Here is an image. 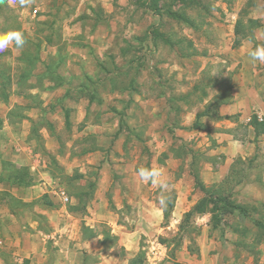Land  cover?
<instances>
[{
    "label": "crops",
    "instance_id": "0c3cea01",
    "mask_svg": "<svg viewBox=\"0 0 264 264\" xmlns=\"http://www.w3.org/2000/svg\"><path fill=\"white\" fill-rule=\"evenodd\" d=\"M56 1V7L51 5L36 20L20 18L27 40L20 53L12 46L10 56L0 52V66L9 62L5 65L7 74L0 72V264H70L72 257L79 256L80 264H119L115 245H106L104 233L94 230L97 224L104 225L116 248L131 259L126 264H134L140 254L150 261L161 260L167 248L152 238V232L175 229L181 215L202 197L195 178L203 187L219 185L235 176L237 162L254 156L261 169H254L257 173L250 175L254 179L249 184L236 186L235 197L240 201L235 204H245L243 201L251 198L256 203L264 201V165L259 163L264 162V61L248 58L250 49L264 45V16L258 17L255 30L241 27L236 33L240 17L227 15L230 24L219 30L214 27L213 47L206 53L198 48L193 35L186 37L184 28L160 23L162 19L178 22L182 14L178 10L155 14L139 9V0ZM61 3L65 11L59 10ZM135 9L145 12L144 16ZM97 10L99 15H95ZM35 13L34 9L32 18ZM81 17L88 18L87 24ZM110 18L112 22L106 25ZM211 30L212 26L208 32ZM28 45L36 54L31 62L27 60ZM112 48L120 51L113 59L106 52ZM106 60L113 67L114 79L120 78L123 65L129 71L128 88L116 82L108 93L112 95L111 108L89 84L95 78L88 67L96 63L106 74ZM74 80L78 81L77 90L72 89ZM93 111L96 122L91 121ZM110 113L113 121L109 133L103 127ZM142 141L156 154L147 168L159 169L176 196L171 210L173 223L161 227L163 212L151 197L159 188L140 180L137 169L143 166L136 160H131L127 177L137 185L133 192L124 188L123 196L120 190L115 193L118 203L112 213L103 211L107 201L102 196L100 201L94 198L88 203L100 211L92 210V218L78 217L81 212L76 199L59 185L56 170L71 180L76 172V179H84L82 166L93 164L92 156L107 162L103 156L114 157L113 149L122 155L127 144ZM178 147L184 150L181 156ZM7 166L25 169L35 183L20 186L2 180ZM59 190L67 195L68 202L59 198ZM9 195L20 201V209H12L7 202ZM124 203L136 217L120 224L114 216ZM208 215L204 223L207 233L191 264H264L263 243L258 244L260 261L248 260L249 250L238 244L239 231L229 233L224 218L213 228ZM52 218L61 222L58 229L44 230L43 225L51 226ZM77 221L80 233L75 235L69 225ZM84 228L92 234L85 236ZM176 230H180L179 224ZM144 237L151 243L147 249L139 245ZM94 241L96 248H89ZM50 243L55 252L50 251ZM221 245L234 249L225 251ZM237 248L242 249L240 253ZM77 253L80 255L75 256Z\"/></svg>",
    "mask_w": 264,
    "mask_h": 264
},
{
    "label": "rangeland",
    "instance_id": "374dc122",
    "mask_svg": "<svg viewBox=\"0 0 264 264\" xmlns=\"http://www.w3.org/2000/svg\"><path fill=\"white\" fill-rule=\"evenodd\" d=\"M57 2V3H56ZM140 2L142 4H140ZM152 0H139L137 4L140 5V8H146L147 10H152L154 11L155 14H159L161 11L167 12L170 10L173 11H180L183 14H185V17H187L190 20H185V19H180L178 22L175 23H170L164 19L160 23H162L163 26H177L179 28H184L186 32V37L188 36H194V40L198 41V48L201 50H206V53L212 50L211 42L214 39L215 35V29H221L224 26H227L230 24L228 20H230V16L227 15H234L238 14L240 17V27H244V29H248L249 31L255 30L256 26L259 25V20L258 17L264 16V2H260L259 0H192V1H184L180 3L178 0H157L155 5L153 4ZM50 4V5H49ZM54 4V7H56L59 4V1L56 0H31V2L25 6L21 7L19 4V0H2L0 2V33H6L11 30H19L22 31V27H24V21H20V18L22 16H25V22H30L31 19L36 20V17L38 15H41V13H46L44 12L45 10L47 11L51 5ZM65 4V3H64ZM143 6V7H142ZM36 10V13L34 14L35 17H33V10ZM66 10L64 5L61 3V6L59 7L60 11ZM138 9V10H139ZM137 9H135V13L138 12ZM146 10V11H147ZM24 11V12H23ZM145 13V12H144ZM144 13L142 14L141 12H138L139 16H144ZM99 15V10L95 12V15ZM120 15V14H118ZM31 18V19H30ZM24 19V18H23ZM82 22L87 24L88 18L81 17L80 18ZM94 21H98L97 19H93ZM112 18L108 19L106 25H109L110 22H112ZM127 20V19H126ZM105 21V20H104ZM103 21V22H104ZM121 25L123 22H120ZM92 25V23H89V25ZM210 26H212L211 32L209 31ZM39 29V26H37ZM198 28L200 30H198ZM214 31V32H212ZM25 36V34H24ZM205 36V37H204ZM26 37V36H25ZM34 43V42H33ZM28 55L31 58H35V50L32 48L31 45H28ZM123 48L124 46H120V48ZM185 50V49H184ZM12 49L8 48L4 52H1V54H7L10 56ZM108 53L109 57H112V59L117 56L118 54L120 55V51L115 50V49H110L109 51H106ZM184 52H188L185 50ZM91 53L94 54V50L91 49ZM1 55V56H2ZM137 56V55H136ZM6 60V59H5ZM110 61V60H109ZM108 60L105 61L106 63V69L107 73H102L100 72L99 66L95 63L92 64L88 67V70L92 75H94V80L93 82L89 83L90 87L92 90H95V92H99L101 96L103 97L104 101L106 102V105H108V108H111V105L113 103L112 100V95H108L109 91L113 89L114 84L117 82L119 86L123 88H128V73L129 71L127 70V67L123 65L124 67L119 71L120 72V78H113V75H115V72L113 70V67L110 65V62ZM1 63V60H0ZM9 62H5L4 65L1 67L0 66V72L2 74H7L8 69L5 65H7ZM93 63V62H92ZM14 70L16 71L15 74H17V66L13 67ZM29 69V68H28ZM29 70L25 71V74L27 75ZM99 75L98 78L99 81L96 80L97 76ZM126 75V77H125ZM78 81L74 80L73 81V86L72 89L77 90L78 86ZM86 83V82H85ZM75 85V86H74ZM74 92V91H73ZM33 104H36L35 99H31ZM70 116V115H68ZM91 121L96 122V116H95V111L91 112ZM104 120H107V126L105 125L103 129L109 130L108 132L112 130V115L110 113L109 116H106ZM44 123V122H43ZM74 124V122L71 121V126ZM109 124V125H108ZM109 128V129H107ZM111 128V129H110ZM127 132V130H126ZM89 141V140H88ZM143 143H137L135 145H129L127 144L122 150L123 154H119L116 152V148L112 150V155L114 157H109V155H104L103 157L106 158L107 162H99L98 157L92 156V161L93 164H86L85 166H82L84 168V173L86 174V178L82 179H76L77 173H74L72 175V180L70 178H66L64 175L60 174L59 170H56L57 174L59 175L60 183L59 185L64 187L68 192L69 195L72 197H75V204L78 210L81 212L78 213V217L80 218H85L87 216L88 218H92L93 216L91 215V211L94 210L93 205L88 206V203H90L94 198L100 199V197H104V201H107V206L104 208L103 211H108L112 213L115 206V204L118 203V200L116 199L115 193L120 190L121 196L125 194L124 188L128 189L129 191L133 192L132 187L137 185L136 183L134 184V180L129 179L128 174L129 171L132 170V165L130 164L131 160H136L139 161L140 165L143 167H148L149 161H152V158L156 156L154 152H152L150 149H152L151 146L145 145L144 141ZM89 145L91 144V141L88 142ZM111 148V146L109 147ZM175 150V148H174ZM178 151L179 155L181 156L184 154V150L181 147H178L176 149ZM109 153V152H108ZM161 156H158L160 159ZM259 163H262L261 165H264V162L260 161ZM261 169V167L255 162V156L250 159H246V161H239L234 167V172L235 176L229 177L226 179L224 182L220 183L219 185H216L217 187H223L225 189V195L226 197L229 198V201H233L235 204L236 202L240 201L235 197V192L234 189L236 188V183L240 180L243 185L249 184L252 179L250 178V175L253 174L255 175L257 173L256 170L254 169ZM16 172L14 171V168H11V166H7L5 168L4 172V178L2 180L7 179L9 175L14 176ZM26 176L25 174H23ZM27 178L28 175H27ZM26 178V179H27ZM25 179V180H26ZM36 179L31 177V182L35 183ZM245 182V183H244ZM170 183V182H167ZM241 184V185H242ZM171 185V183L169 184ZM59 187V186H58ZM57 187V188H58ZM54 188V189H57ZM165 195L168 197V204H167V210L170 211V218L167 221L168 225H171L173 223L171 219V210L172 206L174 205V202L176 200V196L174 195V191H172L171 186L168 187L167 192ZM6 193L3 194V198H5ZM11 199L8 198V203L11 205L12 209L15 211L20 209L21 203L20 201L16 198V196L9 195ZM151 197L158 202L159 197H160V189L156 190L152 193ZM204 197V194L202 193V197L199 198L202 199ZM198 200V201H199ZM100 201V200H99ZM197 201V202H198ZM258 202L256 203V200L254 198L251 199H246L243 202L245 204H241L244 206V209L246 210V213L249 218L247 217H242L236 212H234L233 216H226L224 217L225 222L222 224L229 227V233L230 230H237L239 231L241 235V242L245 243L247 245V248L249 249V254L247 255V259L250 260L252 258L254 261H260L259 255L260 253L258 252V249L260 248L259 245H254L252 244L253 239L258 235V230H255V224H251L249 221L257 220L261 218L260 215H258L260 212L264 213V201L260 199L257 200ZM196 202V203H197ZM106 204V202H105ZM114 205V206H113ZM88 206V208H87ZM128 206L126 204H123V207L120 208V210H116L117 212L116 216H114L117 221L121 223H128L127 218L131 217H136L135 212L131 213L130 209H127ZM191 210V209H190ZM190 210L186 211L181 215V217L178 220L179 228L180 230L177 232L176 228L177 225L174 228L165 229L163 233L160 232V234H157L156 231L152 232V238L154 237L157 238V241L160 242L163 246L167 248V252L165 253V256L163 259L158 260L154 258V260H149V258L143 256V254L139 255L134 259V264H191V258L193 256L198 255L199 252V247H200V242L202 241V238L206 232V228H204V223H206L205 216L208 215L202 214V215H192L189 217H185V214L188 213ZM30 210H26V212H29ZM95 211V210H94ZM99 210L95 211L98 212ZM230 210L228 209L227 212ZM259 211V213H258ZM87 219L85 221H87ZM205 219V220H204ZM207 219H211L210 215H208ZM209 223L211 226H213L214 221L209 220ZM91 223V222H89ZM61 224V222L56 219L52 218V222L49 224L51 226H48V224L43 225V229L47 231L50 228L52 229H58V226ZM79 221L76 223H70V229L73 230L72 233H76V231L80 233V227H78ZM165 224V225H167ZM92 225V224H91ZM164 221L161 224V227H164ZM15 228L17 227L16 223L14 224ZM19 226V225H18ZM221 227L223 232L226 230V228ZM30 228V226L28 225ZM78 227V228H77ZM107 227V226H106ZM20 228V226H19ZM21 229V228H20ZM31 229V228H30ZM94 230L98 233H104L105 235V241L106 245H115V254L119 258L117 261L119 264H126L127 261H130L128 255L126 256L125 252L122 249L116 248V242L113 241L112 236L106 231L107 229L104 227L102 224H97L94 227ZM93 230V231H94ZM23 231V230H22ZM83 231H85V236L87 235V230L84 228ZM244 231V232H243ZM213 228L209 230V235L211 236L213 234ZM16 233V232H15ZM78 233V234H79ZM207 233V232H206ZM76 235V234H75ZM2 236V232L0 231V237ZM230 241L233 243L236 241L234 239V236H230ZM149 237H144V239H141L139 241L140 247H147L151 246L148 242ZM240 241V238H238V242ZM94 243V244H92ZM89 244V248H96V242H92ZM264 244V241L261 242ZM223 249L228 250L229 249H234L232 246H226V245H221ZM246 248V247H245ZM49 249L51 252H55V249L53 248L52 244H49ZM78 249V248H77ZM242 249L237 248L238 253H240ZM80 251V249H78ZM147 251V250H145ZM153 253L155 254V250H152ZM245 251V250H244ZM144 252V251H143ZM259 253V254H258ZM247 254V253H246ZM80 255V253L75 254V256ZM159 255V254H158ZM81 258L77 257L76 259L71 258L70 264H80L81 263ZM106 264H112V263H107ZM255 262H253L254 264Z\"/></svg>",
    "mask_w": 264,
    "mask_h": 264
},
{
    "label": "trees",
    "instance_id": "16d2710c",
    "mask_svg": "<svg viewBox=\"0 0 264 264\" xmlns=\"http://www.w3.org/2000/svg\"><path fill=\"white\" fill-rule=\"evenodd\" d=\"M153 2L156 3L157 0H152ZM180 1V3L184 2V1H192V0H178ZM155 3H152L155 5ZM180 19H185V20H190L187 17H185V14H180L179 15ZM191 21V20H190ZM240 21L237 22L236 25V33H239L240 31ZM237 43V41H236ZM28 56V61L31 62L33 58H31L29 55ZM11 168H14V171L16 172V174L14 176L9 175L7 177L6 180L10 181V182H14L17 185L20 186H27L29 185L31 182V177L28 175V173H26V170L21 168V169H17L13 166H11ZM23 174H25L26 176H24ZM27 175L29 178H27ZM27 178V179H26ZM78 178V175L77 177ZM26 179V180H25ZM195 183H196V187L199 188L201 190V192L204 194V197L202 199H200L192 208L191 210L185 214V217H189L192 215H202V214H210L211 216V220L214 221L213 223V228H217L220 226L222 220L224 217H226L229 214H233L234 212L237 211V213L243 217H247L249 218L250 216L247 215L246 210L244 209L243 205H236L233 203V201H229V198L226 197L225 195V189L223 187H217V186H210V187H203L202 184L199 182L198 178H195ZM240 184H242V182L239 180L236 183V186H239ZM230 210L229 212H227V210ZM163 212V221H164V225L167 224L168 219L170 218V211L167 209H162ZM259 213V211H258ZM258 215L261 216V218L255 220H251L253 222V224H255L256 229L258 230V235L253 239V243L254 245H258L259 243L264 241V213L260 212ZM87 230V229H86ZM89 234L92 232L90 230H88ZM244 232V231H243ZM240 234V233H239ZM241 236V235H240ZM243 242V241H242ZM241 239L238 242V244H240V246L242 247H246L247 250H249L247 248V245L245 243H242Z\"/></svg>",
    "mask_w": 264,
    "mask_h": 264
},
{
    "label": "clouds",
    "instance_id": "9594fccd",
    "mask_svg": "<svg viewBox=\"0 0 264 264\" xmlns=\"http://www.w3.org/2000/svg\"><path fill=\"white\" fill-rule=\"evenodd\" d=\"M2 2V0H0ZM31 0H19L21 7L27 6ZM27 40L23 32L19 30H11L6 33H0V52H4L12 46L17 53H20L25 47ZM248 58L252 62L264 61V45L255 46L248 51ZM137 175L142 182L150 183L160 189V197L158 205L161 209H166L168 197L165 195L169 187L168 183L163 179V173L159 169L139 167Z\"/></svg>",
    "mask_w": 264,
    "mask_h": 264
},
{
    "label": "built area",
    "instance_id": "2783aa9c",
    "mask_svg": "<svg viewBox=\"0 0 264 264\" xmlns=\"http://www.w3.org/2000/svg\"><path fill=\"white\" fill-rule=\"evenodd\" d=\"M59 198L63 201V202H68V197L67 195L62 191V190H59L57 192ZM183 264H186V263H183Z\"/></svg>",
    "mask_w": 264,
    "mask_h": 264
}]
</instances>
